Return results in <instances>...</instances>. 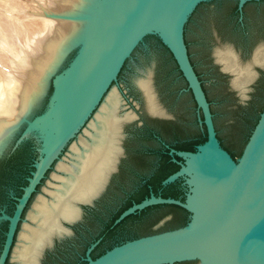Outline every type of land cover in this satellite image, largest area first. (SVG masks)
<instances>
[{"label": "water", "instance_id": "1", "mask_svg": "<svg viewBox=\"0 0 264 264\" xmlns=\"http://www.w3.org/2000/svg\"><path fill=\"white\" fill-rule=\"evenodd\" d=\"M208 1L211 0H106L105 10L115 6L118 9L108 23L102 24L99 37H109L111 42L105 50L104 66L96 86H92L82 106L74 109L69 118L62 123L52 122L54 135L40 130L36 123L48 119L46 114L56 91L55 78L75 61L83 47L82 43H78L71 48L76 49V53L68 66L55 74L51 81L52 92L46 108L29 118L31 110L22 120L25 128L15 146L33 134L38 144L35 147L37 159L31 164L33 169L25 177L26 184L21 186L20 195L11 196L14 200L12 212L0 211V221L7 222L0 248V264L9 260L22 214L37 186L93 116L109 89L117 82L124 63L148 35L156 36L174 59L186 82V90L190 91L201 115L199 123L205 131V140L196 144L194 150H177L162 142L168 148L171 161L178 165V169L163 179L162 184L182 179L185 189L183 200L155 195L150 191L140 202L124 209L113 225L147 207L161 204L181 207L187 212L188 220L175 228L126 240L92 257L91 253L99 242L96 240L88 245L82 260L86 264H174L193 260L203 264H264V106L239 157L233 158L219 142L210 103L190 62L184 37L190 15L200 3ZM249 1L262 0H237L239 22L244 5ZM214 62L218 64L215 59ZM220 70L232 76L221 67ZM230 86L238 92L231 80ZM147 113L152 117H168L166 112L155 115L147 110ZM122 125L121 152L104 187L111 173L117 170L119 158L124 156L125 133ZM198 189L202 191L200 199L195 195ZM91 203L92 200L78 204L81 209V205ZM169 218L170 215L163 217L155 228Z\"/></svg>", "mask_w": 264, "mask_h": 264}, {"label": "bare ground", "instance_id": "2", "mask_svg": "<svg viewBox=\"0 0 264 264\" xmlns=\"http://www.w3.org/2000/svg\"><path fill=\"white\" fill-rule=\"evenodd\" d=\"M105 4L106 0H0V149L42 98L50 78L78 43L83 47L75 61L55 78L48 119L36 124L54 135L52 122L62 123L82 106L101 78L105 50L111 42L109 37L99 36L102 24L109 22L118 6L105 10ZM213 56L232 74L231 83L245 96L257 74L253 66H264V44L255 46L248 62L231 45L216 47ZM151 77L148 71L135 79L136 85L146 109L164 115ZM118 93L115 86L109 89L84 126V135L70 143L68 160L56 162L58 173L52 174L54 182L48 183L47 196L39 195L26 215L29 222L22 221L11 249V264H40L43 248L54 236L68 233L65 222L79 217L78 203L90 202L103 189L121 152V125L135 117L133 111L120 113L123 99ZM195 195L200 199L202 191L198 189Z\"/></svg>", "mask_w": 264, "mask_h": 264}, {"label": "rangeland", "instance_id": "3", "mask_svg": "<svg viewBox=\"0 0 264 264\" xmlns=\"http://www.w3.org/2000/svg\"><path fill=\"white\" fill-rule=\"evenodd\" d=\"M236 3L237 0H211L200 3L192 15L191 22L184 30L189 59L196 70L210 103L219 142L233 158L239 157L248 135L264 106V66H253L257 74L247 85L245 96H240L230 86L232 76L222 72L220 65L214 62L213 51L216 47L221 48L225 45H231L240 59L247 61L250 59L255 46L259 43L264 44V1L247 3L243 8L242 20L240 22L238 20L239 25L235 21L234 14V5ZM208 11L212 15L213 13H218L219 17L214 18L211 14L208 15V26L202 33L203 38L199 39L195 30V22L200 17H203L204 13L209 14ZM257 14L259 15L257 16ZM223 22L226 24L225 28L221 27V23ZM242 31L254 33H252L253 36L248 42H243L240 37V32ZM75 53L76 49H72L67 54L55 74L60 73L68 66ZM148 71L151 72L152 83L158 100L168 115L167 118L158 119L177 120L183 125L190 127L184 134H171L165 142L174 145L203 138L205 131L199 123L201 115L196 108L190 91L186 90V82L178 70L174 59L156 36L148 35L135 49L131 58L124 63L118 74L117 82L113 84L123 99V107L120 113L126 111H133L135 113L133 119L124 122L122 125L123 132L125 133V137L123 138L124 148L125 141L130 132L136 127L142 126L146 119L157 118L147 113L143 94L135 82L137 77L145 76ZM54 75H52L42 98L38 102L36 101L37 104H34L29 118L42 112L46 108L52 92L51 81ZM24 128L25 123L22 122L9 138H7V141L0 149V211L3 210L8 214L12 212L14 206V200L11 196H18L20 194L21 186H23L25 179L24 177L27 176L26 172L31 170L33 160L37 159L35 147L38 144L33 134H29L20 144L15 146V142ZM86 128L83 127L80 130L78 137H75L71 141L72 145L77 143L80 135H84ZM68 153V150L65 149L58 162H66L68 160ZM154 157H156V161L160 158L158 155ZM123 158L125 156L119 158L117 170L111 173L106 186L92 199V203L81 205L79 217L71 223H65V226L70 232L68 231L63 236H54L51 243L43 248L42 255L39 257L40 264H86L82 260V257L85 241L89 237H94L101 231L103 232L101 235L103 242L95 246L92 251V256L96 257L102 251L106 250L105 245L107 243H112L115 240L139 231L138 226L140 220H146L150 216L151 211H146L137 216H129L114 230L104 231V225L108 221L112 211H115L128 198L129 194L133 193L136 189V187L129 188L124 193H121L117 197V200H113L111 196L106 195L109 184L114 174L117 173ZM29 162L31 163L29 164ZM55 164L46 173L45 177L37 186L36 191L29 199L22 214V221L25 220L23 224L29 222L26 215L36 198L39 195L47 196L45 189L49 188V182H54L52 174L58 173ZM101 200H110L112 203L108 211L106 210L107 208H101L102 203L99 205ZM91 208H94L96 211H101V215L97 216L98 218H94L92 224H88L87 218L90 216L94 217L91 214L93 213L91 212ZM164 210L167 211V215H170V218L166 221L171 220L177 214L186 215L188 218V214L175 208L165 207ZM22 221L18 225L17 233L20 227L22 228ZM156 224H158V221L153 224L152 230L157 229L155 228ZM6 226V221H0V248ZM15 242L16 237L13 246ZM11 263L12 261L9 257L6 264ZM174 264H198V261H184Z\"/></svg>", "mask_w": 264, "mask_h": 264}, {"label": "trees", "instance_id": "4", "mask_svg": "<svg viewBox=\"0 0 264 264\" xmlns=\"http://www.w3.org/2000/svg\"><path fill=\"white\" fill-rule=\"evenodd\" d=\"M249 2H261V1H249ZM247 3H245L244 7L246 6ZM195 10L196 8L190 15L185 25V29L188 26V24L191 22L192 15L195 13ZM210 14L211 12H209V14L204 13L203 17H200L199 20L198 21L196 20L195 22V30L199 36L198 37L199 39L203 38L202 33L208 26V19H209L208 15ZM234 14L236 19L235 21L239 25L240 23L238 22L237 19L238 13L236 10V4L234 5ZM258 15L259 14H257V16ZM212 16H214V18L216 17L218 18L219 14L213 13ZM221 27L225 28L226 24L224 22L221 23ZM252 33L253 32L250 31L248 33L246 31L240 32V37L242 38L243 42H248L253 36ZM188 129H190L189 126L183 125L181 122L177 120L148 118L144 121L142 126L136 127L132 132H130L131 135L128 136L125 141V147L128 153L127 157L122 159V162L119 165V169L117 173L114 174L112 181L109 184L106 195L111 196L113 200L114 199L117 200V197L121 193L127 191L129 188L136 187V189L133 193L129 194L128 198H126V200L123 203H121L119 207L115 209V211H112L108 221L104 225V231H112L120 224H122L124 220L119 224L115 225L113 228H111L113 221L118 217V215L124 209L129 207L134 202H140L144 197H147L149 195L150 191H152L155 194H158L159 189H161V195L164 197H175V198H180L181 200L184 199L185 189L184 186L181 185L182 179H178L167 185L162 184L163 179H165L169 174H171L172 172L178 169V165L170 160V156L167 153L168 149L164 148L163 145L160 144L159 140H157V138L159 137L161 140L167 141L168 136H170L171 134H175V135L184 134L185 131ZM204 140H205V136L203 138L192 140L183 144H178V143L174 144L173 147L181 150H194V146L198 143L203 142ZM155 155H158L160 157L158 161H156V157H154ZM177 159L180 160V158L178 157ZM30 163L31 162H29V164ZM26 175L27 176L29 175L28 171L26 172ZM25 184H26V180L24 179L23 185ZM101 203H102L101 208H105V209L107 208L106 209L107 211L112 206L110 200H101L99 202V205ZM165 207L175 208L187 214V212L184 209L176 205L164 204V205H155L148 207L135 215L137 216L143 214L146 211H151L150 216H148L146 220H142V221L140 220L138 226L139 231L130 234L126 237H123L121 239L115 240L112 243H107L105 245L106 250L110 249L114 245L123 242L127 239H131V238L133 239L141 235L150 234L164 229L175 228L184 225L187 222L188 218L186 215L176 213L177 215L174 216L171 220L166 221L162 226L158 227L156 230H152L153 224L159 221L164 215L167 214V211L164 210ZM91 212H93L91 214H93L94 217L90 216L87 218L88 224L89 223L92 224L94 222V218L101 215V211H96L94 208H91ZM102 233L103 232L101 231L99 234H97L94 237H89L91 235L88 236L89 239L88 240L86 239L85 241L84 252L88 247V245L90 244V242L97 239L99 236L102 235ZM102 242L103 239L100 241L99 244H101ZM104 251H102L100 254H102Z\"/></svg>", "mask_w": 264, "mask_h": 264}, {"label": "flooded vegetation", "instance_id": "5", "mask_svg": "<svg viewBox=\"0 0 264 264\" xmlns=\"http://www.w3.org/2000/svg\"><path fill=\"white\" fill-rule=\"evenodd\" d=\"M247 62H248V61H247ZM247 62H246V63H247ZM246 63H244V64H246ZM244 64H242V65H244ZM193 68H194V67H193ZM194 70H195V69H194ZM195 73H196V70H195ZM196 74H197V73H196ZM197 76H198V75H197ZM198 78H199V77H198ZM199 80H200V79H199ZM201 85H202V84H201ZM203 90H204V89H203ZM157 118H158V117H157ZM130 135H131V134H129L128 136H130ZM128 136H127V137H128ZM157 140H159V142H160L161 145H163L162 142H164L165 144L169 145V147L174 148L173 145H171V144H169V143H166L165 141L161 140L159 137L157 138ZM163 147L166 148L164 145H163ZM167 149H168V148H167ZM175 149H176V148H175ZM177 150H181V149H177ZM127 154H128V153H127V149H126V147H125V148H124V156H125V158L127 157ZM176 158H177V157H176ZM170 160H171V158H170ZM178 160H179V159H178ZM181 185H182V184H181ZM182 186H183V185H182ZM182 188H183V187H182ZM154 194H155V193H154ZM155 195H161V189H159L158 194H155ZM161 196H162V195H161ZM163 197H164V196H163ZM174 198H175V197H174ZM161 205H162V204H161ZM163 205H164V204H163ZM154 206H155V205H154ZM150 207H151V206H150ZM147 208H148V207H147ZM145 209H146V208H145ZM141 211H142V210H141ZM141 211H140V212H141ZM140 212H138V213H140ZM133 215H136V214H133ZM133 215H130V216H133ZM166 215H167V214H166ZM166 215H164V217H165ZM127 217H129V216H127ZM127 217H126V218H127ZM126 218H124L123 220H125ZM123 220H122V221H123ZM122 221H120V222H122ZM113 222H114V221H113ZM120 222H119V223H120ZM119 223H117V224H119ZM117 224H115V225H117ZM115 225H113V223H112L111 228H113ZM135 238H136V237H135ZM131 239H132V238H131ZM96 240H99V242L97 243V245H98V244L100 243L101 236H99V237H98L97 239H95L94 241H96ZM127 240H130V239H127ZM94 241H91L90 243H92V242H94ZM125 241H126V240H125ZM123 242H124V241H123ZM120 243H122V242H120ZM120 243H118V244H120ZM97 245H96V246H97ZM92 253H93V252H92ZM92 253H91V255H92ZM92 257H93V256H92Z\"/></svg>", "mask_w": 264, "mask_h": 264}]
</instances>
